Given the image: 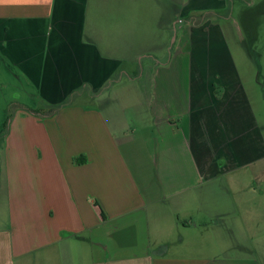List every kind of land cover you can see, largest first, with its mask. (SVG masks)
<instances>
[{"label": "crops", "instance_id": "1", "mask_svg": "<svg viewBox=\"0 0 264 264\" xmlns=\"http://www.w3.org/2000/svg\"><path fill=\"white\" fill-rule=\"evenodd\" d=\"M242 1L0 0V133L25 105L0 144V264H75L86 240L111 251L91 264H264V123L222 20ZM165 26L175 48L135 65ZM230 248L249 253H211Z\"/></svg>", "mask_w": 264, "mask_h": 264}, {"label": "rangeland", "instance_id": "2", "mask_svg": "<svg viewBox=\"0 0 264 264\" xmlns=\"http://www.w3.org/2000/svg\"><path fill=\"white\" fill-rule=\"evenodd\" d=\"M255 2V3H254ZM246 0L242 1L243 6L238 11L235 9H229L226 11L227 13L230 12L231 16L229 19L221 18L223 20V23H225L227 28V34H228V43L230 46V49L232 51V54L234 56V60L243 74L245 76V79L247 80V86L249 91L251 92L252 100L254 101L255 108L257 111L258 116L260 117V120L264 123V91L262 90V87L257 84L256 78H254V72L258 71V65L256 62V59L254 56V50H260L261 51V57L259 58V62H261L260 66H264V0ZM241 6V5H240ZM231 8V7H230ZM235 19L238 20V25L235 21ZM245 20L248 21H254V24L258 26V32L259 36L257 39H251L248 40L247 34V27L244 25ZM178 27V26H177ZM150 29V27L148 26ZM152 29H155L156 33L155 36H157L156 41L158 42V45L153 50H146L141 54L140 60L135 59L134 62H137L135 65H139L141 63L145 62H154L157 60V57L160 55L161 52H169L170 50L166 49V46L169 45L172 48H175V44H173L172 40H170V37L168 38V41L166 39H163L164 42H161L158 38L160 34H163L166 32V26L164 29H161L158 27H154ZM151 32L146 31V36L149 38L151 37ZM243 39L246 41H243ZM161 42V43H159ZM166 43V44H163ZM251 53V54H250ZM136 71H139L138 68ZM117 76V75H116ZM119 76V75H118ZM118 78V77H117ZM125 80H127V75H124ZM134 84V80L131 82ZM132 97L137 96L135 88L131 87L130 89ZM117 95L119 97H124V91H117ZM129 129L131 132H133L136 129V125H134L132 122H128ZM149 170L148 172H150ZM264 193V191H263ZM109 228L111 232L113 231L112 225H109ZM88 234V233H86ZM114 235V233H113ZM88 236V235H86ZM253 237V235H247ZM257 241L256 247L259 248V245L264 244V234L256 235ZM251 239V238H250ZM87 241V242H86ZM85 242H82L83 250L75 249V252L78 256H74L73 261L75 264H91L90 263V256L89 254L92 253L93 255L96 254L97 256H100V258L105 259L106 257H111V251H106L103 249V246H101L103 243H100V246H97L98 248L95 253L91 250V245L89 240H86ZM108 244L112 242V240L107 241ZM251 244V241H249ZM91 250V251H90ZM212 254H225V255H241V254H248L247 251H240L233 248L226 249V250H212ZM81 256V257H79ZM44 264V263H41ZM46 264V263H45ZM51 264H62V260L59 257H56Z\"/></svg>", "mask_w": 264, "mask_h": 264}, {"label": "trees", "instance_id": "3", "mask_svg": "<svg viewBox=\"0 0 264 264\" xmlns=\"http://www.w3.org/2000/svg\"><path fill=\"white\" fill-rule=\"evenodd\" d=\"M25 106L24 104L20 103L19 101H12L9 106L7 107V118L4 122V129L3 131L0 133V144L2 142L5 141L6 136L8 134L9 131V127H10V120L12 117V113L13 111L17 108V107H22ZM29 110H31L32 112L42 115V116H52L54 115L58 109L60 108V106L58 105H51V106H46L45 108L43 107H31V106H26ZM75 162L77 163H81L82 161L80 160V156L75 157ZM95 205L99 206L101 208V213L102 215L105 217V213L102 209V207L100 206L99 202L97 200H95Z\"/></svg>", "mask_w": 264, "mask_h": 264}]
</instances>
